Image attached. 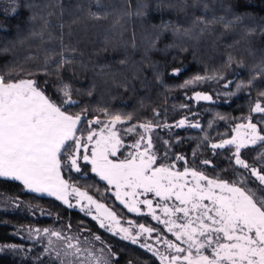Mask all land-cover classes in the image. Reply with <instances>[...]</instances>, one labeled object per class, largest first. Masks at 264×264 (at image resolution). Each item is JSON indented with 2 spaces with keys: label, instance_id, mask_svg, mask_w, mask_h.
<instances>
[{
  "label": "trees",
  "instance_id": "1",
  "mask_svg": "<svg viewBox=\"0 0 264 264\" xmlns=\"http://www.w3.org/2000/svg\"><path fill=\"white\" fill-rule=\"evenodd\" d=\"M142 2L147 5L144 15L124 16L117 24L125 10L137 11L138 0H100L99 4L96 0H0V13H7L0 14V75L34 78L42 86L47 80L49 95H58L57 87L62 84L70 85L78 103L69 111L87 109L81 127L97 116L102 121L108 119L101 111L104 109L110 114L132 116L121 129L148 120L170 125L183 118L188 123L198 122L200 128L186 123L183 128L155 129L153 141L161 160L172 163L175 155H183L188 166L203 170L210 177L236 179L243 173L241 178H248L249 171L235 165L229 150L218 149L214 154L203 138L207 135L210 142L229 138L235 125L246 123L249 116L253 123L264 127L261 119L264 114L251 111L257 101L264 106V96L260 95L264 92V76L251 86L239 90L236 87L252 79L256 65L264 58V0H200L199 7H192L193 0ZM204 3L208 4L207 11ZM13 4L18 10L15 14L11 12ZM90 13L106 18L94 19ZM32 14L36 15L35 20L30 18ZM234 15L244 19L226 29L224 24L234 20ZM196 16L224 20L203 31L200 29L204 26L200 25L190 36L182 32L174 34L170 29L162 32L159 27L170 23L182 30L191 28ZM250 30L255 31L250 35ZM61 53L71 63L57 73ZM177 69L178 73L174 71ZM27 73L34 75L28 77ZM197 75L215 78L182 87ZM196 92L212 99L196 100ZM221 116L225 119H219ZM134 138L124 137L126 143ZM164 140L169 145L165 146ZM164 151L169 153L166 160ZM261 152L264 146L258 143L243 149L242 158L261 168L264 167V160L258 159ZM204 159L213 164H202ZM81 167L80 173L65 169L64 178L115 211L122 224L128 225V220L144 223L160 229L161 235L168 239H175L150 216L128 212L112 195L107 183L91 172L90 165L82 163ZM176 167L182 170L184 162H176ZM252 181L249 187L258 183L254 177ZM69 224L71 233L80 232L82 238L90 236L85 229L100 235L118 254L113 264L129 261L159 264L152 253L101 229L80 210L70 209L55 198L30 193L19 182L0 180V247L4 248L0 264H36L35 256L43 251L47 241L39 240L34 233L30 238L28 230L49 228L68 233ZM155 235L149 243L156 244ZM12 244L19 249L5 247ZM95 246L98 249L102 245L95 242ZM155 247L165 251L162 243Z\"/></svg>",
  "mask_w": 264,
  "mask_h": 264
},
{
  "label": "snow or ice",
  "instance_id": "2",
  "mask_svg": "<svg viewBox=\"0 0 264 264\" xmlns=\"http://www.w3.org/2000/svg\"><path fill=\"white\" fill-rule=\"evenodd\" d=\"M96 2L99 4L100 0ZM199 6L200 0H193L192 7ZM146 7L142 0H138L137 11L125 10L116 23L119 24L124 16L144 15ZM203 7L207 11L208 4L204 3ZM17 11L13 4L11 12L15 14ZM90 14L94 19L106 18V15ZM30 18L35 20L36 15L32 14ZM243 19V16L234 15V20L227 21L224 26L230 29L233 23ZM223 20V17L208 20L196 16L191 28L182 30L170 23H162L159 27L162 32L170 29L174 34L182 32L190 36L200 25L204 26L200 29L203 31L212 23ZM254 31L250 30L249 34ZM231 61L229 56V66ZM70 63L61 53L57 73ZM240 66L244 65L241 63ZM256 69L247 84L236 85L237 90L251 86L254 80L264 76V58ZM174 71L179 72L178 69ZM33 75L27 73L28 77ZM214 78L197 75L185 81L182 87ZM47 85V80L42 86L34 78L12 79L10 75H0V180L19 182L26 191L54 197L70 209L79 207L81 212L97 221L101 229L152 253L159 264H264V167L257 168L242 158L243 149L258 143L264 146V127L253 123L251 116L245 118L246 123L236 124L232 129L234 134L229 138L218 142H210L207 135L203 138L214 154L218 149L229 150L230 159L248 170L250 176L241 178V173L236 179L218 175L210 177L205 171L188 166L183 155L177 154L172 163H164L155 150L151 135L155 129L183 128L188 123L187 118L180 119L175 125L148 120L119 129L117 126L131 121L132 116L110 114L104 109L101 111L108 117L107 121H102L99 116L87 120L85 135L81 125L87 109L77 113L69 111L78 103L73 99L70 85L58 86V95H49ZM260 95L264 96V92ZM194 99L211 100L212 97L196 92ZM251 111L264 114V106L257 101ZM155 116L158 117L159 113ZM219 119L225 118L221 116ZM261 119L264 120V116ZM93 125L100 127L93 128ZM188 126L201 127L198 122L188 123ZM125 136L135 138L126 144ZM163 144L167 146L169 141L164 140ZM121 149H129L124 158L112 159L122 154ZM168 156V151H164L163 159ZM258 159L264 160V152ZM179 161L184 162L182 170L176 167ZM82 163L90 165L91 171L110 189L114 187L112 195L128 212L150 216L175 239L161 235L160 229L133 220H128V227H124L115 211L64 178L65 169L80 173ZM201 163L212 165L213 161L204 159ZM253 177L258 183L249 187ZM70 197L76 202L72 203ZM67 228L68 233L49 228L28 230L30 238L34 233L39 240L46 238L47 241L43 251L35 256L36 264H113L118 257L100 235L85 229L90 236L82 238L80 232L71 233L70 224ZM154 233L156 244L162 243L165 251L148 242ZM95 242L102 246L97 249ZM5 247L19 249L14 244ZM3 251L4 248L0 247V252Z\"/></svg>",
  "mask_w": 264,
  "mask_h": 264
},
{
  "label": "rangeland",
  "instance_id": "3",
  "mask_svg": "<svg viewBox=\"0 0 264 264\" xmlns=\"http://www.w3.org/2000/svg\"><path fill=\"white\" fill-rule=\"evenodd\" d=\"M104 122H106L107 121V119H105V120H103ZM125 125V124H124ZM123 125V126H124ZM100 127V125H93V128H99ZM117 128H119V129H121L122 128V125H118L117 126ZM81 130L84 132V134L86 135V133H87V122H85V123H83V127H81ZM79 134V133H78ZM234 134V133H233ZM152 136H153V139H154V137H155V134L154 133H152L151 134ZM131 143V142H130ZM126 144H129V142L128 143H126ZM129 149H121V153L122 154H118V157H113L112 159H123L124 158V156L126 155V153H127V151H128ZM90 168H91V166H90ZM92 172V171H91ZM93 173V172H92ZM95 174V173H94ZM105 182V181H104ZM115 191V189H114V187L113 188H111L110 189V192L112 193V192H114ZM35 194V193H34ZM37 195H40V194H37ZM41 196H47V195H41ZM52 198H54V197H52ZM141 198H143V197H141ZM149 198H153V197H151V195L149 194ZM154 199V202H155V198H153ZM70 200H71V202L72 203H75L76 201H75V198L74 197H70ZM59 201V200H58ZM59 202H61V201H59ZM62 203V202H61ZM63 204V203H62ZM74 209H78L79 210V207H77V208H74ZM142 209H143V211L144 212H146L147 211V209L146 208H143V206H142ZM157 213L158 214H160V212H159V209L157 210ZM91 217V216H90ZM97 222V221H96ZM157 222V221H156ZM97 224H98V222H97ZM99 225V224H98ZM124 227H128V225H124V224H122ZM106 230V229H105ZM154 245V247H155V245L156 244H153Z\"/></svg>",
  "mask_w": 264,
  "mask_h": 264
}]
</instances>
